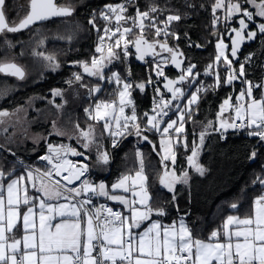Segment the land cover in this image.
Wrapping results in <instances>:
<instances>
[{
	"label": "snow or ice",
	"instance_id": "obj_1",
	"mask_svg": "<svg viewBox=\"0 0 264 264\" xmlns=\"http://www.w3.org/2000/svg\"><path fill=\"white\" fill-rule=\"evenodd\" d=\"M6 5L7 0H0V33H16L37 22L69 18L76 11V6L71 2L61 4L57 0H28L26 15L18 23H9ZM129 7L134 8V15H129ZM184 7L194 8L196 5L185 3ZM166 10L167 6L161 9L154 2L141 10L133 0H123L106 4L98 17L93 13L88 24L97 32L94 54L90 61L73 62L82 69V73H73V76L81 87L88 88L91 97L102 89L99 83L85 85V76L117 86L116 99L95 100L93 106L84 109L87 119L95 123L89 124L87 128H81L78 123L75 126L79 133L77 142L85 152L91 151L96 144L97 163L107 165L110 162L109 153L101 151L97 144V125L102 124L101 135L112 137L113 147L117 146L120 138L132 134L151 143L145 133L155 131L162 137L160 150L163 155L160 164L163 173L159 183L171 192L174 184L188 181L187 172L178 176L166 163L170 160L174 165L177 160L172 145L173 134L179 145L180 137L186 132V123L195 122L194 112L199 111L202 94L215 91L222 84L231 85L236 80L244 85L234 102L231 95L222 101L216 114L217 123L207 122L199 133V144L193 141L187 161L196 172L204 175L206 171L197 163V157L208 128L220 133L221 138L225 132L233 129L246 131L249 137L264 142V91L260 98L254 94V89H264V83L254 85L245 78V64L251 60V55L245 57V62L239 63L238 70L234 66L239 60L238 53L242 46L264 36V0H212L210 24L215 29L211 33L216 38L215 55L203 72L204 76L213 78L211 84L201 81L197 65L191 62L186 64L185 54L178 47L170 45L168 37L175 40L180 38L177 32L172 31V25L183 17L179 12L165 15ZM97 18L105 22L102 29L96 23ZM233 20L238 27L229 26ZM253 23L255 28L252 27ZM221 24L225 26V33H230V45L222 38L219 31ZM160 37L165 39L161 41ZM201 46L189 43V47ZM133 54L137 61L142 62H145L146 57H152L149 71L154 74V78L149 75L146 80L134 84L130 67H126L123 74L120 71L105 74V69L114 61L127 66ZM34 55L48 61L53 70L59 67L53 56H45L43 52ZM169 64L179 70L175 79L165 73ZM221 64L226 72L223 78L219 72ZM0 73L19 80L26 78L24 68L15 62H0ZM161 78L165 91L158 85ZM149 85H156L153 106L140 116L133 99V89L143 92ZM52 96H62L61 90L53 89ZM129 108L131 113L127 114L126 109ZM229 110L234 111L235 115L226 117L225 113ZM19 111L21 109H17ZM15 115L7 110L0 111V131L5 133L4 142H0V152L12 157L16 153L8 145L13 140L7 135L8 128L4 125ZM24 131L27 135V130ZM55 135L64 136L66 133L57 130ZM184 147L187 149L186 138ZM85 152L70 145L47 143L46 154L38 157L48 165L45 170L28 167L23 174L12 178L15 168L9 171L0 166V264H264V192L253 198L249 215L244 218L227 216L222 225L205 240L196 237L183 219L178 226L175 221L171 225H163L152 219L153 213L163 216L165 210L163 207L154 209L151 206L142 167L135 176L122 175L111 185L110 190L103 182L95 184L86 178L82 179L89 171V165L67 157L71 155L90 159ZM136 156L142 164L139 150ZM256 156L257 152L253 151L250 159ZM2 159L6 162L7 156ZM252 183L264 187V175L257 176ZM29 185L35 190V195L30 194ZM117 190L130 193L132 199L116 194ZM93 197H105L117 202L130 215L105 204L97 207ZM230 207L238 209L240 206L232 203ZM57 218L59 222L53 223ZM21 231L22 236L18 235Z\"/></svg>",
	"mask_w": 264,
	"mask_h": 264
},
{
	"label": "trees",
	"instance_id": "obj_2",
	"mask_svg": "<svg viewBox=\"0 0 264 264\" xmlns=\"http://www.w3.org/2000/svg\"><path fill=\"white\" fill-rule=\"evenodd\" d=\"M135 1L139 7L142 6L143 0ZM57 2L74 4L76 6L74 15L69 18H54L38 22L16 33H0V62H15L26 71L24 80L0 73V108L8 112L14 109L27 110L28 130L44 137L37 147L34 146L36 153L28 154L38 168L41 167L38 157L47 152V143L60 145L69 142L70 145L74 144L78 150L83 151L74 138L75 126L78 123L81 128H87L93 123L84 113V109L91 106L92 97L88 94V88L81 87L80 83L75 81L73 73H76L78 69L80 73L82 71L78 65L75 67L76 64L73 62L83 59L90 61L97 44V32L88 24V20L92 18L90 14L94 12L98 17L99 11L106 4H114L115 0H57ZM196 4L200 3L197 1ZM28 10V0H7L5 11L8 22L18 23ZM198 14L199 18L195 13L185 16L181 25L173 27L172 30L184 38L176 41L175 46L181 49L187 57L186 64L195 63L200 73L199 79L206 84H211L213 78L204 76L203 72L215 55V42L210 38L211 27L207 23H202L201 15L204 12L200 11ZM129 15H134V8H129ZM96 23L102 29L104 25L102 20L97 18ZM185 33L190 38L185 36ZM190 42L202 46L189 47ZM40 52H43L45 56H53L59 67L53 70L48 61L34 55ZM250 55L251 60L245 64V78L252 81L254 85L261 84L264 82V36H260L254 44L239 54V60L234 65L237 70L239 63L245 62V57ZM112 67L119 68L122 74L126 67H130L132 81L140 82L147 79L145 67L136 62L133 56L129 57L127 66L114 61L109 66L110 71ZM219 72L222 78L226 75L223 64L220 65ZM90 79L94 83L98 82L97 79ZM74 82L80 87L78 90L82 97L79 102L71 104L69 95ZM111 85L109 89L111 88L113 95L115 87ZM243 87L241 81L236 80L231 85L222 84L215 91L202 94L199 111L194 112L195 122L186 123V132L180 137L181 143L173 147L177 156L174 167L178 173L184 171L188 173L187 183L177 184L172 192L160 185L162 167L158 154V137L154 132L145 134L155 142V151L147 141L139 144L137 137L133 134L120 138L110 156L107 178L109 177L111 181L120 175L119 173L132 172V169L127 167L125 158L133 157L135 151L141 148L151 204L154 209L164 208L165 222H171L182 216L196 237L207 240L210 233L220 227L227 216L246 217L249 215L252 211L253 198L264 190L261 185L252 183L257 176L264 175V142H260L255 137H249L247 132L244 134L231 130L225 132L221 138L220 133L208 128L199 157L201 166L206 170L205 174L200 175L189 166L187 161L193 141L195 140L196 143L199 141V133L204 130L207 122L212 121L216 124L214 121L222 101L230 94L233 96L234 93H239ZM105 88L106 86H103L101 92L98 93L99 96H106ZM53 89L66 91L63 95L64 100L53 97ZM254 94L258 98L260 90L254 89ZM153 96L154 94L147 89L145 97L135 98L138 114L142 111H150ZM56 105L62 107L57 108ZM53 122H55V128ZM52 129L60 130L66 135L51 134ZM185 138L187 149L184 147ZM16 142L8 145L11 151L13 149L27 156L19 151L27 149L31 152L33 149L28 142L23 141L22 145ZM104 145L108 149L106 137ZM253 151L257 152V156L255 159H250ZM4 156H7L6 162L2 159ZM16 157L19 158L17 155L12 157L0 152V166L9 171L15 168L16 175L21 169L20 161ZM98 177L99 175H95V180L99 179ZM232 203L240 207L232 209L230 207Z\"/></svg>",
	"mask_w": 264,
	"mask_h": 264
},
{
	"label": "flooded vegetation",
	"instance_id": "obj_3",
	"mask_svg": "<svg viewBox=\"0 0 264 264\" xmlns=\"http://www.w3.org/2000/svg\"><path fill=\"white\" fill-rule=\"evenodd\" d=\"M152 0H149V1H146V0H143L142 2H143V4H142V6L140 7V9L141 10H145L146 9V7H147V5L151 2ZM198 1V3H200L199 5H197L196 4V2ZM133 2L135 3L136 1L135 0H133ZM153 2L154 3H156L161 9H165L166 8V6H167V10L165 11V15L166 14H168V12H173V13H175V12H179V14H181L182 15V17L184 18L185 16H191V14L193 15V13H195L196 14V16H197V18H199V12L200 11H202V12H204V14H202L201 16H202V23H207L210 27H211V24H210V21H211V10H210V4L212 3V0H153ZM185 3H190V4H193V5H196V7H194V8H186V7H184V5H185ZM201 5H203V7H201ZM130 9L132 8V7H129ZM257 21L259 22V18H257ZM181 23H182V20L181 21H179V22H174L173 23V25H172V28L173 27H179L180 25H181ZM229 26L230 27H232V26H234V27H238V24L235 22V20H233L232 22H230V24H229ZM252 27L253 28H255V23H253L252 24ZM172 31H175V30H172ZM213 31H215V29H212V27H211V32H210V38L211 39H214V42L216 43V38L215 37H213L212 35H211V33L213 32ZM219 31H220V33H221V35H222V38L225 40V43H227V44H229L230 45V41L228 40V35L230 34H226L225 33V26L223 25V24H221L220 26H219ZM176 32V31H175ZM178 33V32H177ZM179 34V33H178ZM186 36V35H185ZM179 40H175V39H173L172 37H168L167 39H168V41H169V43H170V45L171 46H173V47H177V46H175V44L177 43L176 41H180L181 39H184V38H182L181 37V35L179 34ZM188 37V36H187ZM149 38H151V33H149ZM186 38V37H185ZM188 38H190V37H188ZM259 38V37H258ZM258 38L257 39H255V40H253V41H250V42H246L245 44H244V48H243V51L245 50V49H247L251 44H254L255 43V41H257L258 40ZM161 41H163V39H165L164 37H160L159 38ZM176 42V43H175ZM158 51H159V49H157ZM180 51H182L181 49H179ZM132 52L134 53L135 52V50H134V48L132 49ZM183 52V51H182ZM163 55H168L167 53H164ZM133 57H134V59H135V54H133L132 55ZM187 58V57H186ZM231 58V57H230ZM136 60V59H135ZM136 62H139V64H141V66H143V67H145V70L147 71L146 72V74H147V77L149 76V75H153V77H154V74H152L150 71H149V69H150V65H151V63L153 62V60H152V57H146L145 58V62H142V61H137L136 60ZM187 62V59H186V61H185V63ZM75 67H77V65H75ZM165 73H166V75L169 77V78H171V79H175L178 75H179V70H177L174 66H172L171 64H169L166 68H165ZM132 81V80H131ZM134 84L135 83H137V81H132ZM162 82H164L163 80H162V78L158 81V85L161 87V83ZM72 85L74 86V87H72L71 88V91H70V103L72 104V103H77V102H79V100H81L80 98L82 97V96H80V92H79V90H78V88H80L79 86H78V84L76 83V82H74V83H72ZM156 85H149V86H147L146 87V89L143 91V92H141L139 89H137L140 93H142V97L141 98H143V97H145L146 95H147V89H149L150 91H151V94H154L155 95V93H154V87H155ZM133 90H136L135 88L133 89ZM161 90H162V88H161ZM163 91V90H162ZM62 92V96H57L56 98H59V99H61V100H64V94H65V92L66 91H64V90H62L61 91ZM167 95V94H166ZM62 97H63V99H62ZM154 97V96H153ZM138 98V97H137ZM152 103H153V100H152ZM152 103H151V107H152ZM0 111H3V108H0ZM10 114L11 113H16V115L15 116H13L12 118H11V120L6 124V125H4L5 127H7L8 128V133H7V135L8 136H10V137H12V140H13V142H16L15 140V138H13V136L12 135H10L9 134V132H11V130L14 128V123H15V120L13 119V118H15L17 115H18V112H17V109H14L13 111H11V112H9ZM25 117H26V113H25ZM27 118V117H26ZM28 132H30V131H28ZM4 136H5V133H3V131H0V139L2 138V140H4ZM54 145H56V144H54Z\"/></svg>",
	"mask_w": 264,
	"mask_h": 264
},
{
	"label": "rangeland",
	"instance_id": "obj_4",
	"mask_svg": "<svg viewBox=\"0 0 264 264\" xmlns=\"http://www.w3.org/2000/svg\"><path fill=\"white\" fill-rule=\"evenodd\" d=\"M82 61H87V59H83ZM264 65V64H263ZM81 71H82V69H81ZM112 71H120V69L119 68H117V67H112L111 68V71L109 70V68L107 69V70H105V74L106 75H110V73L112 72ZM76 73H80V71H79V69H78V71L76 72ZM90 78H93V77H90ZM88 76H85L84 77V80H83V83L85 84V85H89V86H94V85H96L97 83H99L100 84V86H101V89L103 88V86H106V88L104 89L105 90V94H106V96H103V95H96V96H94V97H92V105L91 106H93L94 105V101L95 100H113V99H116V96L113 94L112 95V90H111V88L109 89V86H112L111 84H109V83H107V82H103V81H96L95 83L93 82V80H91ZM94 79H96V78H94ZM237 81H240V80H237ZM114 86H115V89H116V85L114 84ZM86 89V88H85ZM88 94H89V91H88ZM238 93H234V95L232 96L231 94V96L233 97V102L235 101V96L237 95ZM132 95H133V99H134V101H135V98H141L142 97V93H140L137 89L136 90H133V93H132ZM89 96V95H88ZM62 99H63V97H62ZM89 102V101H88ZM152 106H153V103H152ZM152 108V107H151ZM151 108H150V110H151ZM27 112V110H23V109H21V111H19L18 112V115L15 117V118H13L14 120H15V123L13 124L14 125V128L11 130V132H9V134L10 135H12L13 136V138H15L16 140L15 141H17V142H19L21 145H22V143H23V141H25V142H28L30 145H32L33 146V149L31 150V152H28V150L26 149V150H20L19 152H23V153H25V154H27V156L26 155H24V154H21V153H18V152H16V151H14L13 149H12V151H14L15 153H16V155L19 157V158H17L16 157V159L18 160V161H20V170H23V172H24V169L25 168H28V167H32L33 169H35V168H38L36 165H34V163L32 162V159L28 156V154L29 155H32V154H35L36 153V148L35 147H37V145H39L43 140H44V137L42 136V135H40V134H33V133H31V132H28L29 130H28V128H27V125H26V122H27V120H26V117H25V113ZM144 112H146V111H142L140 114H138V115H140V116H143V113ZM126 113L127 114H130L131 113V109L129 108V109H126ZM229 115H231V116H234L235 115V113H234V111H232V110H229L228 112H226L225 113V116L227 117V116H229ZM17 117H19V119H17ZM172 118L173 119H175L176 117L173 115L172 116ZM217 122V121H216ZM93 123H95L94 121H93ZM92 123V124H93ZM27 130V135H25V131L24 130ZM230 130V129H229ZM57 130H55V132H56ZM152 132H155V131H152ZM101 133H102V124L101 125H97V130H96V136H97V144L99 145V148H100V150L101 151H107L108 152V149L107 148H105V145H104V138L105 137H107L108 135L107 134H103V135H101ZM79 133L76 131L75 132V136H77ZM134 135V134H133ZM157 137H159L160 136V134H158L157 133ZM3 138V137H2ZM2 138L0 139V142H3V140H2ZM43 138V139H42ZM107 139V138H106ZM77 139H75V141H76ZM150 141H151V143H149V144H152V146H154V144H155V142L154 141H152L151 139H149ZM16 142V143H17ZM78 143V142H77ZM148 143V142H147ZM197 144H199V141L197 142ZM15 146H16V144H15ZM35 146V147H34ZM17 147V146H16ZM18 148V147H17ZM92 149H93V151H94V153H96L97 154V145L96 144H94L93 146H92ZM107 149V150H106ZM201 150H202V145H200V147H199V154H198V157H197V163H199L200 164V162H199V157H200V154H201ZM109 153V152H108ZM160 155V154H159ZM190 155H191V153H190ZM161 157H162V155H160V160H161ZM22 160H21V159ZM39 162V161H38ZM167 164H168V167H169V169L170 170H174L175 172H176V174L179 176L181 173H178L177 171H176V168L174 167V165L173 164H170V160L169 161H167L166 162ZM40 164V168L39 169H41V170H45L46 169V167L43 165V164H41V163H39ZM201 165V164H200ZM194 169V168H193ZM20 170H19V172H20ZM184 172H186V171H184ZM162 173H163V169H162V171H161V174H160V176L162 175ZM183 173V172H182ZM177 184H182V183H176V184H174L173 185V190H174V188L176 187V185ZM164 189H166L167 191H169L168 190V188H166V187H164L163 185H161ZM170 192V191H169ZM172 192V191H171ZM181 218L183 219V217L181 216ZM184 220V219H183ZM185 221V220H184Z\"/></svg>",
	"mask_w": 264,
	"mask_h": 264
},
{
	"label": "crops",
	"instance_id": "obj_5",
	"mask_svg": "<svg viewBox=\"0 0 264 264\" xmlns=\"http://www.w3.org/2000/svg\"><path fill=\"white\" fill-rule=\"evenodd\" d=\"M264 83V82H263ZM262 91H264V89H261L260 90V95H259V97L258 98H260V96H261V92ZM92 105V104H91ZM93 122V121H92ZM214 122H216V119H215V121ZM217 123V122H216ZM53 131L51 132V134H55V129H52ZM75 136V135H74ZM73 136V137H74ZM134 137H137L135 134H134ZM74 138H76V136L74 137ZM161 136H159L158 137V140H157V145H158V154H160V155H163V153L161 152V150H160V140H161ZM184 139H182V141H183ZM137 141H138V143L139 144H141V143H145L146 141H144L143 139H141V138H139V137H137ZM176 144V139H175V134H173V140H172V145H173V147H174V145ZM61 145V144H60ZM78 146H80L81 148H82V152H85V150L83 149V147L78 143L77 144ZM71 146L72 147H74V148H76L77 150H78V148L73 144H71ZM151 146H152V144H151ZM153 148L155 147V144H154V146H152ZM107 150V149H106ZM137 150H139L140 152H141V148H138ZM137 150L135 151V154H134V156L133 157H129V158H125V163H126V165H127V167L128 168H131L132 169V172H130V173H127V172H124V173H119L120 175H118L115 179H113V180H109V177L107 178V175H108V166H109V164H107V165H102V164H98L97 163V161H96V153H94V151H93V149L91 148V151H87V152H85V154L87 155V156H89L90 157V159H88V160H85L86 162H87V164L89 165V171H88V173H87V175L84 177V178H86V179H88L90 182H93V183H95V184H99V183H101V182H103L106 186H108V188H109V190L111 189V185L113 184V183H115V182H117L118 181V179L122 176V175H125V174H131L132 176H135V173L137 172V171H140L141 170V167L143 168V175L146 177V180L144 181V183L146 184V187H147V174H146V172H145V168H144V163H143V160H142V164H141V159H138L137 158V156H136V152H137ZM78 151H80V150H78ZM153 151V150H152ZM110 156V155H109ZM110 161H111V159H110ZM170 164H172L171 163V161H170ZM21 174H23V170H20V172H18L16 175H14L12 178H16V176H19V175H21ZM95 175H99V179H97V180H95ZM83 178V179H84ZM0 182H2V181H0ZM130 183V182H129ZM161 185V184H160ZM37 186H39V185H37ZM147 191H148V189H147ZM29 192H30V194L31 195H35L36 193H35V190L34 189H32V187H31V185H29ZM148 193H149V191H148ZM116 194H119V195H125V196H128V198H129V200H131L132 199V197H131V194L130 193H123L122 192V190H117V193ZM149 195H150V193H149ZM5 196H6V191H5ZM101 198H103V199H105V200H107L108 202H110V203H112V204H114V205H116V206H118L120 209H121V211H123L124 212V214H126V215H130V212L127 210V209H125L124 208V206L123 205H121V204H119V203H117V202H113V201H111V200H108V199H106L105 197H101ZM61 203H63V201H60ZM138 206V205H137ZM151 206H152V204H151ZM139 207V206H138ZM153 207V206H152ZM154 208V207H153ZM36 211L38 212V209H36ZM235 216V215H234ZM241 218H244V217H241ZM152 219L153 220H158L159 222H161L163 225H171L174 221L175 222H177V226H178V224H179V221L182 219L181 217H179V218H177V219H175V220H173V221H171V222H165L164 221V219H163V216H157V215H155V213H153L152 214ZM56 222H59V218H57L56 220H54L53 221V223H56ZM185 222V221H184ZM37 223H38V216H37ZM186 223V222H185ZM187 225V224H186ZM146 226V225H145ZM142 230V229H141ZM233 230H235V228H233ZM53 231H54V229H53ZM139 231V230H138ZM18 235H20V236H22L23 235V232L21 231L20 233H18Z\"/></svg>",
	"mask_w": 264,
	"mask_h": 264
},
{
	"label": "built area",
	"instance_id": "obj_6",
	"mask_svg": "<svg viewBox=\"0 0 264 264\" xmlns=\"http://www.w3.org/2000/svg\"><path fill=\"white\" fill-rule=\"evenodd\" d=\"M118 2H123V0H115V2H114V4L115 3H118ZM94 13V12H93ZM93 13H91L90 14V16L92 17L93 16ZM103 22V24L105 23L104 21H102ZM98 55V54H97ZM110 66V65H109ZM109 66L105 69V70H107L108 68H109ZM114 85V84H113ZM115 87V86H114ZM113 94L115 95V89H114V91H113ZM231 131H235V132H242V133H246V131H239V130H233V129H230ZM156 135H157V133L156 132H154ZM225 134V133H224ZM158 136V135H157ZM107 139H106V142H107V147H108V152H109V155L111 156V153L113 152V150L116 148V147H113L112 146V137H110V136H107L106 137ZM120 140V139H119ZM119 140H118V142H119ZM65 145V144H64ZM46 153H44V154H42V155H45ZM68 159H70V160H72V161H74V162H77V163H87L86 161H84V160H81V159H77V158H70V157H67ZM38 161H39V163H41V164H43L46 168L48 167V165L46 164V162L45 161H41V160H39L38 159ZM88 173V172H87ZM87 173H85V176L87 175ZM84 177H82V179H83ZM263 192H264V190H263ZM93 201H94V204L98 207L100 204H105V205H107L108 207H112L114 210H120L121 211V209L118 207V206H116V205H114V204H112V203H110V202H108L107 200H105V199H103V198H101V197H93Z\"/></svg>",
	"mask_w": 264,
	"mask_h": 264
},
{
	"label": "water",
	"instance_id": "obj_7",
	"mask_svg": "<svg viewBox=\"0 0 264 264\" xmlns=\"http://www.w3.org/2000/svg\"><path fill=\"white\" fill-rule=\"evenodd\" d=\"M37 23H38V22H37ZM243 48H244V45H243L242 48L240 49V51H239V53H238V56H239V54L243 51ZM229 51H230V50H229ZM162 80H163V78H162ZM163 81H164V80H163ZM163 83H164V82L161 83V88H162L163 91H165V90L163 89V87H162V86H163ZM166 94H167V93H166ZM53 145H54V144H53ZM65 145H70V143H69V142H66ZM70 146H71V145H70ZM46 150H47V146H46ZM68 157H70V158H77V159L84 160L83 157H79V156H71V155H69ZM84 161H85V160H84Z\"/></svg>",
	"mask_w": 264,
	"mask_h": 264
},
{
	"label": "bare ground",
	"instance_id": "obj_8",
	"mask_svg": "<svg viewBox=\"0 0 264 264\" xmlns=\"http://www.w3.org/2000/svg\"><path fill=\"white\" fill-rule=\"evenodd\" d=\"M77 24V23H76ZM78 25V24H77Z\"/></svg>",
	"mask_w": 264,
	"mask_h": 264
}]
</instances>
